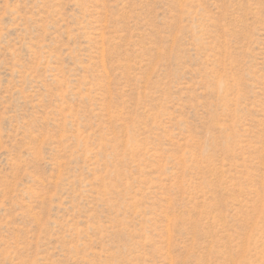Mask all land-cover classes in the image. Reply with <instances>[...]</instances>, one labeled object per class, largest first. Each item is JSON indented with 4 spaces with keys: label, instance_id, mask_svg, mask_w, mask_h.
<instances>
[{
    "label": "rangeland",
    "instance_id": "374dc122",
    "mask_svg": "<svg viewBox=\"0 0 264 264\" xmlns=\"http://www.w3.org/2000/svg\"><path fill=\"white\" fill-rule=\"evenodd\" d=\"M0 264H264V0H0Z\"/></svg>",
    "mask_w": 264,
    "mask_h": 264
}]
</instances>
